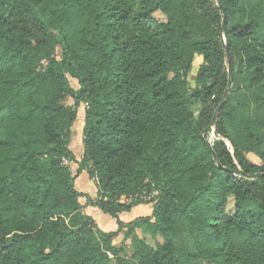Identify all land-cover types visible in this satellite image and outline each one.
Segmentation results:
<instances>
[{
    "label": "trees",
    "instance_id": "trees-1",
    "mask_svg": "<svg viewBox=\"0 0 264 264\" xmlns=\"http://www.w3.org/2000/svg\"><path fill=\"white\" fill-rule=\"evenodd\" d=\"M248 107L264 108V0H0V264H264V122ZM82 171L116 231L82 211ZM142 203L149 215L119 219Z\"/></svg>",
    "mask_w": 264,
    "mask_h": 264
},
{
    "label": "rangeland",
    "instance_id": "rangeland-1",
    "mask_svg": "<svg viewBox=\"0 0 264 264\" xmlns=\"http://www.w3.org/2000/svg\"><path fill=\"white\" fill-rule=\"evenodd\" d=\"M156 14L161 17V15L159 13H156ZM69 29H70V32H71V35H72V42H73V44H76V40H77V25L76 24H72L69 27ZM61 53H62V50L58 46L56 48V51H55V57L57 59H60L61 58ZM201 64H202V57L196 55L194 57V59H193L191 69L189 70V72L187 74V82H188V86H189L190 91L192 89H194L195 87H197L196 75H197V71L199 69V66H201ZM234 70H236V67L234 68ZM68 80H69L70 85L73 88H77L78 87L77 81L74 78H71L70 76H68ZM232 82H233V79H232ZM238 82L240 83V85H242L244 83V80L241 79V78L240 79L238 78ZM63 103L71 105V104H73V99L70 96H67L64 99ZM84 106H85L84 103H80V105L78 107L76 119H75V121L73 122V125H72V137H71V140H70V143H69L70 149L72 150V152L76 156V160L77 161L80 160V157H81L82 151H83V148H82L83 147V145H82V126L83 125L81 126V123L84 120V116H83V112H82V108H84ZM202 106H203V104L194 103L193 110H194V114H195L196 118L199 117V115L201 113V110H203ZM245 112L251 113L257 120H260V121L264 122V108L254 109L252 107H248L245 110ZM213 114H214V112H213ZM213 114H212V116H213ZM2 133L4 134V132L2 130H0V137H2ZM208 139L212 143L216 139H218V136H216L215 133H214L213 124H212V127H211V131L209 133ZM220 139L223 141V143L228 148V150L232 153L233 152V146H232L231 140L228 139V138H225V137H221V136H220ZM246 157L248 158V160L250 162H252L254 164H261V161L259 160V158L257 156H255L254 154H252V153L251 154L247 153ZM70 168H71V171L73 173H75V170L77 168V163L71 162L70 163ZM252 180H256V179L252 178ZM74 182H75L74 183L75 184V188L77 190H80L83 186H85V188H84L85 194L83 196L88 201L89 200H94L95 198H97L95 179L94 178H89L85 171H82L79 174V176L75 179ZM258 185H259V188L261 189L262 193L264 194V181H258ZM144 199H148V196L144 197ZM85 210H86V208H85ZM140 210L143 213L145 209L143 207ZM142 215H145V214H142ZM96 222L98 223V227L101 230H104L100 226V225L103 226L104 223L99 218L96 219ZM137 232H138V235L141 237L142 236L141 231L138 229ZM147 242L150 245H154V240L149 238V237H147ZM130 243H131V241H128V244L125 243V246H124V251H125L127 256H129L131 254V252H132L131 251V247H130ZM120 244L121 243H119L118 245H120ZM176 245L178 247H185V248H187L189 250H193L194 249V245H193L192 240L186 235V233H183V232H180L179 235L177 236ZM201 264H213V263H209L207 261H201Z\"/></svg>",
    "mask_w": 264,
    "mask_h": 264
},
{
    "label": "crops",
    "instance_id": "crops-1",
    "mask_svg": "<svg viewBox=\"0 0 264 264\" xmlns=\"http://www.w3.org/2000/svg\"><path fill=\"white\" fill-rule=\"evenodd\" d=\"M82 112H83V116H84V108H82ZM82 125H83V122L81 123V126ZM69 148H70V146H69ZM84 188H85V186H83L81 188L82 190L79 188L80 189L79 191L83 194H85ZM79 202L82 206V211L85 214H87V215L89 214V216H91L95 222H96V219L99 218L104 223L103 226L100 225L102 227V229H104L103 231H116L118 229L116 220L113 217H111L110 215L101 211L97 206L90 205L88 203V200L84 196L79 197ZM143 207L145 210L142 213L140 209ZM85 208H86V210H85ZM151 211H152V204L151 203H142V204H138L136 206H133L129 211L120 212L118 216L122 222H128V221L133 220L136 217L149 215L151 213ZM142 214H145V215H142ZM96 224L98 226L97 222H96ZM137 230H136V233L138 235ZM124 233H125V228H122L118 232V235L113 239V244L118 245L119 243H121V241L124 237ZM128 241H129V239L126 240L125 243L128 244Z\"/></svg>",
    "mask_w": 264,
    "mask_h": 264
},
{
    "label": "water",
    "instance_id": "water-1",
    "mask_svg": "<svg viewBox=\"0 0 264 264\" xmlns=\"http://www.w3.org/2000/svg\"><path fill=\"white\" fill-rule=\"evenodd\" d=\"M217 3L219 4V2H217ZM225 23H226L225 14H223L222 24H221V30H222L223 33H224V30H225ZM223 42H224L225 57H226V60H227V74H228L227 86H226V88L224 90V97H225L228 94V91H229V89H230V87L232 85V75H233V73H232V67H231V64H230V57H229V53H228V47L225 44V38L224 37H223ZM222 104H223V100L216 107V109L214 111V114L212 116V119H211V124H214ZM262 175H264V173L258 174L257 176H262Z\"/></svg>",
    "mask_w": 264,
    "mask_h": 264
},
{
    "label": "built area",
    "instance_id": "built-area-1",
    "mask_svg": "<svg viewBox=\"0 0 264 264\" xmlns=\"http://www.w3.org/2000/svg\"><path fill=\"white\" fill-rule=\"evenodd\" d=\"M63 162H64V163H67V160H66V159H63Z\"/></svg>",
    "mask_w": 264,
    "mask_h": 264
}]
</instances>
